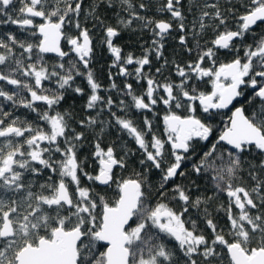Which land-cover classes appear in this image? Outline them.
<instances>
[{
    "label": "snow or ice",
    "instance_id": "1",
    "mask_svg": "<svg viewBox=\"0 0 264 264\" xmlns=\"http://www.w3.org/2000/svg\"><path fill=\"white\" fill-rule=\"evenodd\" d=\"M0 17L19 30L0 32V264H264V0H0ZM124 30L150 32L139 56Z\"/></svg>",
    "mask_w": 264,
    "mask_h": 264
},
{
    "label": "trees",
    "instance_id": "2",
    "mask_svg": "<svg viewBox=\"0 0 264 264\" xmlns=\"http://www.w3.org/2000/svg\"><path fill=\"white\" fill-rule=\"evenodd\" d=\"M16 7H19V4L17 3ZM103 11V9H102ZM143 14V13H142ZM107 15L110 17L108 20V23L111 24H115L116 23V16L113 15V13L111 11H109L107 13ZM121 15H124L123 13H121ZM148 15H153L152 12H149ZM162 14H157L156 18H161ZM164 18H167L166 16ZM0 19H3V17H0ZM139 24V22H134V24L132 25L133 28H136L137 25ZM8 31H16L19 34V30L15 27H13L12 25H3L0 24V32H8ZM100 33L97 32V36H99ZM173 35H176L175 33H173ZM151 41V34L148 30H144L143 33H141L139 30H137L136 32H132L130 30H124L121 33V36L116 40V43L120 44L121 46L124 47V51L127 53L129 51L133 52L135 55L139 56L142 52V48H141V44H144L145 46H147L148 43H150ZM174 47H177V41L169 39L167 44H166V55H169L172 52V49ZM49 62H55L56 59L55 57L52 56H48ZM230 58V57H229ZM111 62V55L106 51V49L103 46H98L96 49V57L94 60V64L93 67L95 68V70L97 71L98 74V78L100 80V82L107 86L109 81L107 78V72H108V64ZM155 64V61H154ZM158 66V65H157ZM79 80V78L77 79V81ZM77 84H79V82H77ZM122 80L120 78H118L117 83H121ZM80 84L83 86L86 84V82H80ZM246 97H241L238 98V100L236 101L237 104L240 106L241 104H245L246 103V98L247 96L251 95V91L246 89ZM103 94V93H101ZM84 101L78 97H75L72 94H69L65 101L62 102V104L59 106L60 110L63 109H69L71 108V110H74L78 115H77V119H79V115L80 114H86V113H82L81 109H82V105H83ZM115 110V109H113ZM18 114L21 115L22 117L27 115L29 119H35V113H28L27 110L25 109H19ZM162 111H161V115H162ZM227 113L222 114L221 116H218L216 118V125L218 126V128H222L223 127V122H226L227 119ZM134 117H138L137 113H133ZM159 123V122H158ZM160 127L162 128V124H160ZM109 132H111V135L106 136L105 137V141L106 142H111L113 140H116L118 136L123 135L121 133H119L116 129H108ZM218 135V133H217ZM124 140H126L129 144V147L131 148H136V145L126 136L124 135ZM214 140V138H213ZM202 143H206V142H202ZM206 150V149H205ZM90 151V146L86 145L84 149H82V156L83 155H87L88 152ZM199 159V156L194 157V159L190 162L186 163V168L188 169V171H191V164L196 162V160ZM140 169L137 168V171H139ZM120 170L117 169V172H119ZM129 173L128 172H124L123 175L127 176ZM153 180H157L158 179V173L153 174L152 176ZM191 180H194L196 182L197 185H199L200 187V192L204 193L205 190L207 189V194L211 195L212 194V190H211V183L210 181H208L205 176L201 175V176H197L195 174H192L190 177ZM102 189V187H101ZM109 195H111V193H109ZM221 199H224V197H221ZM195 218V217H194ZM103 250V249H101Z\"/></svg>",
    "mask_w": 264,
    "mask_h": 264
},
{
    "label": "flooded vegetation",
    "instance_id": "3",
    "mask_svg": "<svg viewBox=\"0 0 264 264\" xmlns=\"http://www.w3.org/2000/svg\"><path fill=\"white\" fill-rule=\"evenodd\" d=\"M13 27H15L14 25H12ZM15 28H17V26L15 27ZM18 29V28H17ZM113 71H115V70H113ZM121 80H123V78H120ZM117 80H118V78H117ZM77 82H79V84H80V82H84V80L82 79V78H79V80L77 81ZM117 82V81H116ZM130 82H133V81H130ZM134 86H135V84H134ZM9 87H11V86H9ZM210 87V86H209ZM249 90V89H248ZM234 106L236 107V106H239L238 104H237V102L236 103H234ZM233 107V106H232ZM162 108V106H158V110L159 109H161ZM224 113H227L228 115H230L231 113H230V111H228V110H224Z\"/></svg>",
    "mask_w": 264,
    "mask_h": 264
},
{
    "label": "water",
    "instance_id": "4",
    "mask_svg": "<svg viewBox=\"0 0 264 264\" xmlns=\"http://www.w3.org/2000/svg\"><path fill=\"white\" fill-rule=\"evenodd\" d=\"M15 26V25H14ZM16 27V26H15ZM48 56H52V57H55V55L54 54H48ZM56 58V57H55ZM234 103H236V101L234 102ZM232 106H230V108H231ZM236 107H239V106H236ZM101 187H103V186H101Z\"/></svg>",
    "mask_w": 264,
    "mask_h": 264
},
{
    "label": "rangeland",
    "instance_id": "5",
    "mask_svg": "<svg viewBox=\"0 0 264 264\" xmlns=\"http://www.w3.org/2000/svg\"><path fill=\"white\" fill-rule=\"evenodd\" d=\"M85 82V81H84Z\"/></svg>",
    "mask_w": 264,
    "mask_h": 264
}]
</instances>
